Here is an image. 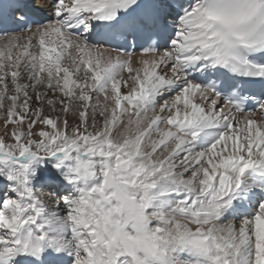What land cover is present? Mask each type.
Returning a JSON list of instances; mask_svg holds the SVG:
<instances>
[{"label":"snow or ice","instance_id":"snow-or-ice-1","mask_svg":"<svg viewBox=\"0 0 264 264\" xmlns=\"http://www.w3.org/2000/svg\"><path fill=\"white\" fill-rule=\"evenodd\" d=\"M0 118V264H264V0H0Z\"/></svg>","mask_w":264,"mask_h":264},{"label":"rangeland","instance_id":"rangeland-1","mask_svg":"<svg viewBox=\"0 0 264 264\" xmlns=\"http://www.w3.org/2000/svg\"><path fill=\"white\" fill-rule=\"evenodd\" d=\"M53 115H55V114H53ZM69 119L71 120V117H69ZM2 133H3V121H2V118H0V134H2Z\"/></svg>","mask_w":264,"mask_h":264}]
</instances>
